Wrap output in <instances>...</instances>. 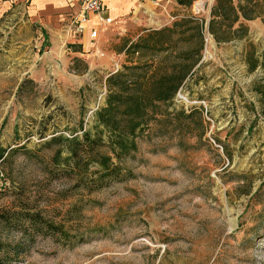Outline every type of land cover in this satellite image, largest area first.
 <instances>
[{
  "label": "rangeland",
  "instance_id": "obj_1",
  "mask_svg": "<svg viewBox=\"0 0 264 264\" xmlns=\"http://www.w3.org/2000/svg\"><path fill=\"white\" fill-rule=\"evenodd\" d=\"M214 3L175 0L143 24L120 17L98 41L75 46L27 22L21 7L0 17V208L44 207L82 237L23 239L14 264H264V99L255 90L264 86V22L243 20L247 35L219 42L209 31ZM189 16L211 37L175 99L139 134L126 159L134 176L76 195L73 180L46 171L63 147L47 141L90 128L108 77L150 62L151 31ZM0 234L23 238L6 226Z\"/></svg>",
  "mask_w": 264,
  "mask_h": 264
},
{
  "label": "trees",
  "instance_id": "obj_2",
  "mask_svg": "<svg viewBox=\"0 0 264 264\" xmlns=\"http://www.w3.org/2000/svg\"><path fill=\"white\" fill-rule=\"evenodd\" d=\"M177 1L185 6H191L194 2ZM257 17L264 22V0H215L209 31L219 42L243 37L248 34L243 20ZM177 28H180L179 32ZM168 32L177 33L185 47L174 49ZM147 38L132 42L127 49L128 54L133 56L139 52L142 41ZM195 38L198 39L197 46L194 45ZM204 45L201 23L192 16L177 20L170 27L152 30L151 61L145 64L131 61L124 70L108 77L105 105L95 111L93 125L88 129L82 126L81 135L73 132L72 137L66 138L58 134L47 141L57 147L63 144V147L52 157L53 166L46 171L55 178L73 180L76 195L81 190L90 195L111 181L133 177L126 159L138 150L139 134L148 128L150 121L163 115L161 103H170L175 99L199 62ZM258 64L264 68V53ZM255 88L264 99V86L257 84ZM64 150L68 151L67 157H62ZM5 159L0 154V161ZM77 207V202L72 205L71 210L75 215L80 210ZM48 212L46 208L31 206L26 201L18 203L16 207L0 208V228H14L23 234L18 241L5 239L0 234V264H14V259L25 250L23 239L33 241L38 238L37 235H54L73 243L77 238H82L78 231H73L76 228L72 221L58 220Z\"/></svg>",
  "mask_w": 264,
  "mask_h": 264
},
{
  "label": "crops",
  "instance_id": "obj_3",
  "mask_svg": "<svg viewBox=\"0 0 264 264\" xmlns=\"http://www.w3.org/2000/svg\"><path fill=\"white\" fill-rule=\"evenodd\" d=\"M103 2L106 7L105 13L114 19L129 17L134 18L133 23L143 24L144 20L149 19L150 12L157 13L159 6L166 8L175 0H103ZM18 7L23 8L27 22L35 23L42 30L50 31L55 36L62 35L70 45L76 42L82 44L92 42L89 34L91 28L99 27L102 36L111 26L100 23L97 15L89 13L87 31L83 34L75 33L74 21L82 10L80 0H0V17Z\"/></svg>",
  "mask_w": 264,
  "mask_h": 264
},
{
  "label": "built area",
  "instance_id": "obj_4",
  "mask_svg": "<svg viewBox=\"0 0 264 264\" xmlns=\"http://www.w3.org/2000/svg\"><path fill=\"white\" fill-rule=\"evenodd\" d=\"M82 10L80 15L75 19L74 21V27L73 31L77 34H83L87 31L88 29V15L89 13H93L97 15L100 19V23L108 26L112 25L117 21V19H114L110 15H107L106 12V7L103 2V0H80ZM90 37L92 42L94 43L98 41L101 37V29L99 27L91 28L89 31ZM211 37L210 33H206L204 31V40H208V38ZM214 142H216L214 139H212Z\"/></svg>",
  "mask_w": 264,
  "mask_h": 264
}]
</instances>
